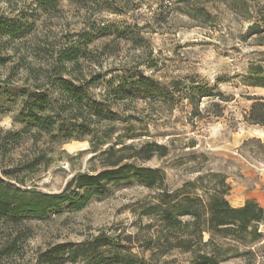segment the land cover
<instances>
[{
    "label": "rangeland",
    "instance_id": "1",
    "mask_svg": "<svg viewBox=\"0 0 264 264\" xmlns=\"http://www.w3.org/2000/svg\"><path fill=\"white\" fill-rule=\"evenodd\" d=\"M239 1L233 6L230 0H56L45 6L44 0H0L1 131L21 130L26 94L47 86L51 57L70 43L85 45L94 59L84 71L111 77L120 69L137 68L164 88L130 105L133 111L128 114L134 119L122 122L123 116L117 117L110 140L97 149L88 137L62 145L48 139L35 146L25 142L11 153L13 165L43 155L47 166L41 165L25 181L43 193L58 194L77 174L99 171L96 157L118 136L126 145L155 143L168 151L165 157L137 162L164 172L162 183L154 188L136 179L112 183L80 211L62 206L45 221L32 222L25 258L17 264H29L37 251L77 245L99 235L126 247L123 255L132 253L148 263L145 241L154 238L158 228L154 224L145 230L149 223L140 219L143 207L155 203L162 191L198 175H223L231 207L253 200L264 209V128L244 120L252 103L249 97L264 99V88L251 86L264 84V70H252L263 65L257 54L262 49L247 35L252 24H262L264 0ZM104 27L108 32H101ZM126 29L127 38L120 34ZM198 87L209 89L212 97L195 98V107L187 95H198ZM105 91L96 86L93 93ZM100 138L98 134L92 142ZM260 232L264 242V224ZM245 251L232 245L224 264H243L239 255ZM188 258L173 250L158 263L186 264ZM263 262L257 258V263Z\"/></svg>",
    "mask_w": 264,
    "mask_h": 264
},
{
    "label": "trees",
    "instance_id": "2",
    "mask_svg": "<svg viewBox=\"0 0 264 264\" xmlns=\"http://www.w3.org/2000/svg\"><path fill=\"white\" fill-rule=\"evenodd\" d=\"M55 1L44 0V5ZM230 2L238 6L241 1ZM101 32H108V27L102 28ZM127 32L129 29L120 34L127 38ZM3 34L0 27V36ZM247 35L253 46L262 49L257 54L262 57L260 62L263 65L252 68L253 72L261 74L264 70V19L262 24H252ZM86 49L83 44L70 43L51 57L50 82L46 87H35L39 93H25L27 103L24 114L20 115L23 120L21 130H0V264H17L24 260L32 238L30 224L45 221L60 207L80 211L92 198L103 196L112 183L136 179L151 189L161 184L165 177L162 171L137 165V162L149 161L153 156L165 157L168 152L165 146L155 143H144L140 147L126 145L123 136H118L116 143L98 154L96 158L101 161L99 171L77 174L58 194L43 193L25 181V176L33 174L41 165L47 166L43 155L33 154L29 160L11 164V153L25 142L35 146L48 139L53 144L62 145L91 137L87 141L97 149L110 140L117 117L123 116L122 122L134 119L128 114L132 110L130 105L145 100L146 95L164 91L136 67L132 71L120 69L118 75L111 77L84 71V65L95 64ZM96 86L108 91L95 95ZM251 86L264 88V84ZM197 90L198 95H187L193 106L197 97H212L207 88L198 87ZM217 98L224 102L222 95ZM248 100L252 103L245 122L264 128V99L253 96ZM98 134L101 138L93 143L92 139ZM229 191L223 175H198L172 191H162L155 203L145 205L140 218L149 223L145 230L149 231L154 224L158 228L157 235L145 241L151 258L148 263L132 253L123 255V250L128 251L126 247L99 235L77 245L67 243L37 251L29 264H159V259L173 250L189 255L186 264H224L225 253L232 245L246 249L239 255L244 259L243 264H264L257 263L259 257L264 261V242L260 232L264 209L253 200L237 208L231 207L226 200ZM185 217L189 220L182 221ZM255 248L258 249L255 251Z\"/></svg>",
    "mask_w": 264,
    "mask_h": 264
}]
</instances>
